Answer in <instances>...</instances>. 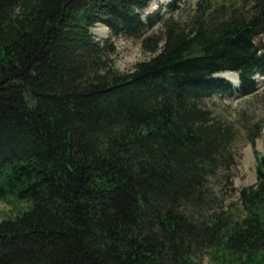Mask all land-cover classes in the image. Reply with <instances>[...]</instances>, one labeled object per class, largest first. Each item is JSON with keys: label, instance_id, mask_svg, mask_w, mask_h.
Here are the masks:
<instances>
[{"label": "trees", "instance_id": "16d2710c", "mask_svg": "<svg viewBox=\"0 0 264 264\" xmlns=\"http://www.w3.org/2000/svg\"><path fill=\"white\" fill-rule=\"evenodd\" d=\"M150 1L0 0V264H264L263 126L242 124L256 182L235 190L238 127L206 106L258 91L264 0L162 38ZM98 25L151 56L120 72Z\"/></svg>", "mask_w": 264, "mask_h": 264}, {"label": "rangeland", "instance_id": "374dc122", "mask_svg": "<svg viewBox=\"0 0 264 264\" xmlns=\"http://www.w3.org/2000/svg\"><path fill=\"white\" fill-rule=\"evenodd\" d=\"M229 3L237 6L247 4V2L244 3V0H151L148 6L141 11V14L144 19L151 15L154 17L155 25L148 35L162 38L167 24L180 26L185 30L189 29L194 18L200 12L213 11L219 6ZM93 33L97 40L112 38L117 48L113 55V61L120 72L131 71L136 63L151 56V53L143 48L142 40L114 36L110 29L104 25L94 28ZM219 75L222 76V74ZM256 79L259 88L251 95L243 96L240 91L232 94L214 93L206 100V106L213 110L216 116L233 122L239 130V136L234 145L236 166L233 167V184L235 190L256 182L255 157L243 129L244 120H247L248 124L260 123L263 126L256 142L257 149L261 154H264V77L257 76ZM230 81L235 83L233 80ZM236 199L237 194L231 192L229 202H234ZM21 206L25 207L26 205L21 204ZM17 214L16 207L0 202V221Z\"/></svg>", "mask_w": 264, "mask_h": 264}, {"label": "bare ground", "instance_id": "6f19581e", "mask_svg": "<svg viewBox=\"0 0 264 264\" xmlns=\"http://www.w3.org/2000/svg\"><path fill=\"white\" fill-rule=\"evenodd\" d=\"M225 76L228 77L230 80H233L235 82L238 80V76L234 73H231V72L226 73Z\"/></svg>", "mask_w": 264, "mask_h": 264}]
</instances>
